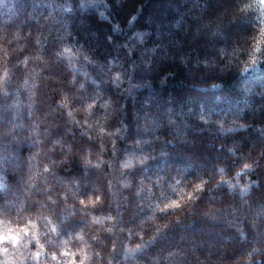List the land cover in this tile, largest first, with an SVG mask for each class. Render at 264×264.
Wrapping results in <instances>:
<instances>
[{"label": "trees", "instance_id": "trees-1", "mask_svg": "<svg viewBox=\"0 0 264 264\" xmlns=\"http://www.w3.org/2000/svg\"><path fill=\"white\" fill-rule=\"evenodd\" d=\"M28 1L30 0H23L26 8L30 3ZM37 1L43 3V6L35 15L34 22L25 24V27L14 25L9 31V37L13 39L16 48L13 60H22L24 64L35 67L39 73V67L47 63L53 51H57L67 65L68 74L76 78L75 85L69 88L71 93L89 99L100 97L101 102L111 98L113 105L105 102L102 108L97 107V100L86 101L80 114L76 112L80 105H76L74 109V101L70 94L65 93L60 98V103L76 120L82 118L81 115L93 113L95 109L97 114L100 112L111 114L114 111L115 114L111 115L108 121H102L97 130L101 137L111 135L116 138L117 159L123 155L124 150L131 151L135 147V141L139 139L153 142L157 149L156 159L147 169L146 175L157 174L151 172V169L159 167L166 157H171L174 163L187 158L189 159L187 164L198 167L199 171H202L201 166L206 164H210L209 171L223 167L230 175L239 167L248 152L253 155L263 152L264 88L259 86V81L264 78V43H261L259 48L257 44L264 34V0L239 1L240 12L247 18V30L240 43L223 50L222 47L220 54H216L221 64L229 66L220 72L212 70L214 74L205 71L207 69L205 63L188 64L184 56L180 59L173 53L165 52L171 43L174 24L180 23L186 30L191 24L184 0ZM161 32H165V38L158 39L157 35H161ZM211 46L212 43L209 44V47ZM188 47L184 45L182 50L183 52L188 50L190 60L199 58L202 51L204 54L206 52L203 40L192 49ZM252 57H255V63L252 62ZM24 64L16 68L17 83L23 76ZM6 75L4 69L0 68V118L8 121L13 118L16 124L27 125L28 128L32 126L36 115L42 114L49 104L55 103V99L49 100L48 93L43 88L35 100L30 91L16 85H9L5 89L2 81ZM247 82L251 84L250 86L253 84L254 89L250 91L246 88ZM35 85L39 87L38 79ZM79 85H83V88H79ZM242 99L251 102V107L244 111L241 109L236 117L226 115L219 123L217 121L211 123L207 113L201 116V119L186 115L190 114L191 109L205 113L210 106L215 109L209 113L212 117V114L214 116L221 112L220 108L236 106ZM20 102L28 103L27 107L22 108ZM152 106H157L160 110L152 111ZM159 112H163L161 118H158ZM136 115L144 121L141 130L137 125ZM2 124L0 122V125ZM187 124L194 129L188 131ZM206 125L213 126V129L222 135L215 147V154H209L200 135L193 133L196 128ZM68 127L69 125L62 123L60 128L52 130V137L70 141L74 148L82 150L83 146L88 145L94 151L97 150L96 141H88L82 136L81 128L72 125V131H67ZM184 134L186 137H183ZM121 135H124V139H120ZM161 136L164 139L158 140L157 137ZM161 152L163 154H160ZM107 155L111 156V149ZM220 159L224 164L219 162ZM259 160L260 166L251 173V178L259 181V188L255 190L254 186L252 191V196L258 200L264 199V156L260 155ZM92 163L95 164L97 161L93 159ZM172 170L173 165H169L165 172ZM141 171L137 169L129 175L135 180ZM0 172L2 197L16 187L17 177L10 169L4 167H0ZM108 173L107 164L102 169H89L83 167L79 159H73L71 167L65 165L61 169V174L67 179L84 177L90 188L98 183L100 187L106 186L110 178ZM1 185L11 186L12 190L3 192ZM43 187V184L38 185L39 189ZM123 194L129 197L127 218L137 198L130 189H125ZM35 195L42 197L44 193L36 191ZM110 210L106 205L100 210L105 214H95V222L99 225L107 223L106 213ZM58 221V216L52 219L47 217L45 231L55 236L54 230L59 228L61 236L65 239L74 236L84 223L75 216H68L63 223ZM35 223L39 234L40 221ZM196 224L210 228L208 221L197 220ZM212 226L218 231L222 228ZM234 232L232 229L230 234L234 236ZM56 239L58 243L51 247L35 244L30 264H41L49 260L53 264H64L60 255L67 256L70 251L74 252L75 245L70 240L65 246L59 237ZM105 239L111 242L110 237ZM235 245L239 248L233 247L231 253L240 249L238 238L235 239ZM55 248H60V252L57 253ZM114 256V264L117 262L131 264L132 257L129 255L125 260L122 246ZM6 258L3 248L0 247V264ZM9 264H13V260H9Z\"/></svg>", "mask_w": 264, "mask_h": 264}, {"label": "clouds", "instance_id": "clouds-1", "mask_svg": "<svg viewBox=\"0 0 264 264\" xmlns=\"http://www.w3.org/2000/svg\"><path fill=\"white\" fill-rule=\"evenodd\" d=\"M15 52L13 39L5 34L0 38V68L7 73L2 81L4 88L16 85L30 91L34 100L43 88L49 100L54 98L55 103L37 114L27 129L11 121L0 125V167L10 169L17 177L16 187L0 197V231L19 236L18 243L11 238L0 243V247L7 250L2 264H9V260H13V264H30L35 244L51 247L58 243L56 237L65 246L70 240L75 245L74 252L60 255L64 264H114V254L121 246L125 260L129 255L132 257L131 264H264V199L252 196L253 187H259V181L251 178L264 152L258 155L248 152L230 175L223 167L214 171L189 168L146 175L157 155L153 142L138 139L131 151L124 150L117 159L116 138L101 137L97 130L114 111L97 114L95 109L76 120L60 103L65 93L70 94L74 109L80 105L76 109L80 114L86 101L97 100V107L102 108L105 102L113 105L111 98L101 102L100 97L89 99L71 93L69 88L75 85L76 78L68 74L67 65L57 51L39 67V73L22 60H13ZM22 64L23 76L17 83L16 68ZM37 79L39 87L35 85ZM62 123L69 125L67 131H72V125L81 128L82 136L96 141L97 150L88 145L81 150L74 148L70 141L53 138L52 130L60 128ZM120 139H124V135ZM110 149L111 156H108ZM130 156L135 162L126 168L124 162ZM73 159H79L82 166L89 169H102L107 164L110 178L106 186L90 188L84 177H64L61 169L65 165L71 167ZM93 159L97 163L93 164ZM137 169L142 171L133 180L129 173ZM40 184L43 189L38 188ZM125 189L132 190L137 198L127 218L129 197L123 194ZM36 191L44 195L37 197ZM89 199L97 201L95 206L86 203ZM174 201L178 203L173 204ZM106 205L111 209L106 213L108 222L99 225L95 214L104 213L100 210ZM56 216L59 223L68 216L82 219L84 223L69 239L61 236L59 228L54 230L53 236L45 231L46 220ZM38 220L39 234L35 223ZM197 220L224 222L233 227V239L238 238L240 250L231 253L228 245L206 249L203 241L187 232ZM105 237H110L111 242ZM54 250L60 252V248Z\"/></svg>", "mask_w": 264, "mask_h": 264}, {"label": "rangeland", "instance_id": "rangeland-1", "mask_svg": "<svg viewBox=\"0 0 264 264\" xmlns=\"http://www.w3.org/2000/svg\"><path fill=\"white\" fill-rule=\"evenodd\" d=\"M239 1L240 0H184V4L186 5L189 12L188 19H190L191 24H189V28L187 30L185 27H183V25L181 27L180 23L179 25L174 24V32L170 38L171 43L167 46V50L165 49V52H169V54L173 53L175 56H177V58L180 59L184 56L189 62L188 64L197 65L205 63V68H207L205 71L208 74H214V72H211L214 69H216L217 72H220L222 69L226 68V66H229L221 64L219 58H216V54H220L222 47L223 50L226 47H231L236 45V43H240L244 33L247 30V18L240 12L241 9L239 6ZM28 2L30 3L29 6L27 5L28 8H26L23 0H0V38H2L5 34H7L9 37V31L13 29L14 25L17 27H25V24L31 21L34 22L35 15L39 10H41L43 3L37 0H30ZM178 18L182 20L181 17L178 16ZM182 28H184V31H182ZM157 38H165V32L161 35H157ZM200 40L205 41L206 52L204 54V51H202L203 53H201L202 55L199 58L190 60L191 58L189 57V52H187L188 50L183 52L182 48L185 45L186 48L189 46L190 49H192L197 43H199ZM210 43H212L211 47H209ZM203 55H205V57ZM250 85L251 84L247 82L245 87L251 91L254 89V86L253 84L252 86ZM259 86L264 88V78L260 79ZM204 95L206 96V93ZM20 103L22 108L27 107L28 103ZM250 103L245 99H242L236 106L225 108L221 106V112L214 116L212 114V117H210L211 114L209 113H212V111L215 109L210 106H208L207 110H205V113H200L194 109H191L189 112L190 114L188 115V113H186V115L190 118L201 119V116L208 114L207 117L211 118V123H215L216 121L219 123L226 115L236 117V115L240 114L241 109L242 111L247 110L251 107ZM151 110L159 111L160 109H157V106H152ZM159 114L158 118H161L163 116V112H159ZM135 117L137 119L138 127L140 130L143 129L141 126L144 125V121L141 117H139V115H136ZM10 121L12 123H16L13 118H11ZM0 122L4 124L5 122L9 121L7 119L0 118ZM25 128L27 129V125H25ZM186 128L188 131L192 130V128L194 129V127L189 124L186 125ZM193 133L197 134L198 136L200 135L201 140L207 145H205V147L207 148V152L209 154L216 153L215 147L219 143V139L222 137L219 131L217 132L215 129H213V126L206 125L202 128H196ZM184 136L186 137V134H184L183 137ZM237 151L239 150L237 149ZM234 157L235 156H233V160ZM171 159V157L164 158L159 167H153L151 172L164 173L165 169L168 168L169 165H173V170H185L191 168L194 171H199L198 167L195 168L190 164H187L189 162V159L187 158H184L182 161L176 160V162L179 161V163H174V161H171ZM219 162L224 164L222 159H220ZM209 166L210 164L202 165L200 170L209 171ZM97 185L100 186L99 183ZM97 185L93 186L96 187ZM258 188L259 187H255V190ZM1 189L3 192H6L11 189V186L9 187L1 185ZM12 203L16 204L18 202L12 201ZM208 222H210V228H203L202 226H197V224L194 223L191 228L187 230V232L203 241L205 248L208 250L219 249L224 245L229 246V251L233 249V247H238L235 245V239H233V235L230 234V231L234 229L233 227L228 226L224 222ZM212 225L221 226L222 228L220 231H218ZM239 250L240 249L237 251Z\"/></svg>", "mask_w": 264, "mask_h": 264}, {"label": "snow or ice", "instance_id": "snow-or-ice-1", "mask_svg": "<svg viewBox=\"0 0 264 264\" xmlns=\"http://www.w3.org/2000/svg\"><path fill=\"white\" fill-rule=\"evenodd\" d=\"M264 43V34H262L260 41H258L257 47L259 48L260 44ZM252 62L255 63V57H252ZM89 108H91V105H89ZM101 131H103V129H101ZM134 165V160L133 158H129V160L124 162V166L126 168L128 167H132ZM87 204L93 205L95 206V204L97 203V201L95 199H89L88 201H86ZM178 202H173V204H176ZM11 238L14 242H19V236L17 234H14L12 232H8L6 235L2 232L0 233V243H2L5 239H9ZM4 252H6V249H3Z\"/></svg>", "mask_w": 264, "mask_h": 264}]
</instances>
